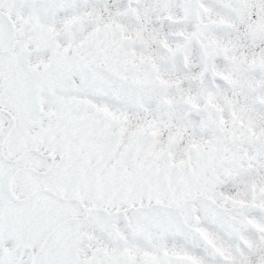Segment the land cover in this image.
I'll return each mask as SVG.
<instances>
[{"label": "snow or ice", "instance_id": "1", "mask_svg": "<svg viewBox=\"0 0 264 264\" xmlns=\"http://www.w3.org/2000/svg\"><path fill=\"white\" fill-rule=\"evenodd\" d=\"M0 264H264V0H0Z\"/></svg>", "mask_w": 264, "mask_h": 264}]
</instances>
